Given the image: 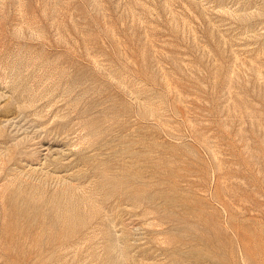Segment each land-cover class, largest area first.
<instances>
[{
    "label": "rangeland",
    "instance_id": "rangeland-1",
    "mask_svg": "<svg viewBox=\"0 0 264 264\" xmlns=\"http://www.w3.org/2000/svg\"><path fill=\"white\" fill-rule=\"evenodd\" d=\"M0 264H264V0H0Z\"/></svg>",
    "mask_w": 264,
    "mask_h": 264
}]
</instances>
